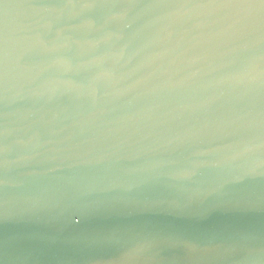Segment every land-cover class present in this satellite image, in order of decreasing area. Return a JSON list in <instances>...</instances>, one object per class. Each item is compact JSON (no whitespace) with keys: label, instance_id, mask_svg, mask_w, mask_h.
I'll list each match as a JSON object with an SVG mask.
<instances>
[{"label":"water","instance_id":"95a60500","mask_svg":"<svg viewBox=\"0 0 264 264\" xmlns=\"http://www.w3.org/2000/svg\"><path fill=\"white\" fill-rule=\"evenodd\" d=\"M0 264H264V4L0 0Z\"/></svg>","mask_w":264,"mask_h":264},{"label":"snow or ice","instance_id":"6c2138e0","mask_svg":"<svg viewBox=\"0 0 264 264\" xmlns=\"http://www.w3.org/2000/svg\"><path fill=\"white\" fill-rule=\"evenodd\" d=\"M260 2H261L262 4H264V0H260Z\"/></svg>","mask_w":264,"mask_h":264}]
</instances>
